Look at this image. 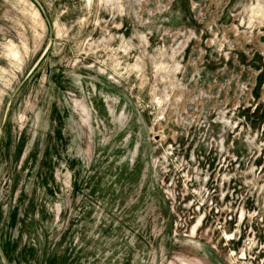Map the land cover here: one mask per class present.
I'll list each match as a JSON object with an SVG mask.
<instances>
[{"label": "rangeland", "instance_id": "obj_1", "mask_svg": "<svg viewBox=\"0 0 264 264\" xmlns=\"http://www.w3.org/2000/svg\"><path fill=\"white\" fill-rule=\"evenodd\" d=\"M0 244L264 264V0H0Z\"/></svg>", "mask_w": 264, "mask_h": 264}, {"label": "water", "instance_id": "obj_2", "mask_svg": "<svg viewBox=\"0 0 264 264\" xmlns=\"http://www.w3.org/2000/svg\"><path fill=\"white\" fill-rule=\"evenodd\" d=\"M0 254L3 257L4 263L5 264H9L8 259H7L6 255L4 253V250H3L2 246H1V244H0Z\"/></svg>", "mask_w": 264, "mask_h": 264}]
</instances>
